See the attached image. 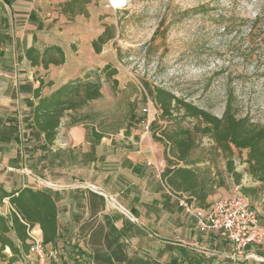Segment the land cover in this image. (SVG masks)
Returning a JSON list of instances; mask_svg holds the SVG:
<instances>
[{
	"label": "crops",
	"instance_id": "crops-1",
	"mask_svg": "<svg viewBox=\"0 0 264 264\" xmlns=\"http://www.w3.org/2000/svg\"><path fill=\"white\" fill-rule=\"evenodd\" d=\"M66 1L0 0V194L17 195L25 187L48 191L57 208L58 231L66 240L89 216L94 192L104 197L97 214H108L128 248L163 264H264L263 246L250 244L246 253L251 255L234 260L227 239L195 226L194 218L163 186L158 174L165 165L161 148L144 128L106 136L60 120L54 140H45L32 120L31 106L38 100L34 89L46 78L40 95L50 94L83 74L101 53L92 46L103 32L97 14L88 3L89 17L79 14L71 21L63 12ZM50 45L61 47L64 63L46 69L31 66L25 49L34 46L42 52ZM48 81L52 84L44 85ZM176 193L207 207L227 190L214 185L204 204L186 191ZM12 209L10 196L2 197L0 214L7 216ZM31 231L43 238L39 223ZM8 236L18 243L12 229ZM26 258L31 264L27 254L12 264H23ZM0 264L8 260L0 259Z\"/></svg>",
	"mask_w": 264,
	"mask_h": 264
},
{
	"label": "rangeland",
	"instance_id": "rangeland-1",
	"mask_svg": "<svg viewBox=\"0 0 264 264\" xmlns=\"http://www.w3.org/2000/svg\"><path fill=\"white\" fill-rule=\"evenodd\" d=\"M89 4L103 31L109 26L113 35L86 69L100 77L102 96L65 110L60 120L109 136L129 128L143 129L142 120L149 119L151 137H160L152 139L161 148L163 169L184 165L176 158L177 146L169 136L182 138L190 132L193 147L186 166L212 186L222 180L226 195L240 190V185L260 188L250 202L264 220V185L247 172V150L233 148L231 160L241 173L237 185L226 169L227 158L204 134L200 119L175 109L172 116L163 117L151 95L146 102L143 99L145 89L161 88L217 117L230 99L238 116L264 125V17L255 20L259 12L264 13V0H125L115 9L108 0ZM106 64L116 70L109 78L101 71ZM161 130L168 136L161 135ZM162 180L177 192L167 177ZM63 241L59 230L56 241L48 243L54 251L51 264H90L78 254V249H87L82 234H71L65 246ZM4 252L10 256L7 248ZM23 264L30 261L26 258Z\"/></svg>",
	"mask_w": 264,
	"mask_h": 264
},
{
	"label": "trees",
	"instance_id": "trees-1",
	"mask_svg": "<svg viewBox=\"0 0 264 264\" xmlns=\"http://www.w3.org/2000/svg\"><path fill=\"white\" fill-rule=\"evenodd\" d=\"M90 1L67 0L63 5V12L71 21L79 14L88 17L89 11L86 5ZM263 17L264 13L259 12L255 20L258 21ZM112 37L109 26H106L104 31L92 41L94 51L100 53L102 45ZM25 57L31 66L42 65L45 69L49 64L61 65L65 61L63 50L57 45L46 46L42 52L36 47L30 46L25 49ZM110 67L109 64H106L101 69V71H105L106 78L116 72L115 69L109 70ZM113 81L116 83V79ZM51 84V81L47 82V85ZM42 87L43 81L40 80V85L33 92L34 97L38 100L32 104L31 112L34 125L43 133L48 143L54 140L60 118L65 110L76 108L88 100L102 96L100 77L93 76L88 70H85L83 78L68 80L48 95H40ZM149 95L159 106L163 117L172 116L173 109L177 112L182 110L183 116L198 118L205 124L202 129L204 134L215 142L217 148L227 158L226 169L237 185L241 184V173L235 170L231 160L233 148L246 149L247 172L253 180L264 185V125L250 122L245 116H238L231 107L230 99L226 102L222 115L217 117L161 88L145 89L143 96L145 102ZM161 135L168 136V132L161 130ZM152 137L160 139L156 134H152ZM169 139L177 146L176 158L183 161L184 165H174L172 168L166 166L161 172V177H167L175 191H186L195 198L198 204H204L205 196L213 190V186L205 177H200L197 172L186 166L188 164L186 157L191 153L193 147L190 132L184 134L182 138L169 136ZM221 185H223L222 180L215 186ZM259 190L260 188L257 186L240 185V191L251 200L256 199ZM14 193L0 194V201L2 197L10 196L13 206L7 216L0 214V259L8 260V264L18 260L22 254H27L29 249L28 231L35 223H39L42 228V240L45 244L54 243L58 237L57 208L50 193L46 190H34L29 187L17 191V195ZM103 207L104 197L90 192L89 216L78 229V232L86 239L87 249H78L79 257L84 258L90 264H163L138 250H130L108 214H101L102 220L98 219L97 213ZM11 229L15 232L18 243L8 236ZM66 243L69 241L64 238L63 246ZM6 247L12 253L9 257L4 253Z\"/></svg>",
	"mask_w": 264,
	"mask_h": 264
},
{
	"label": "built area",
	"instance_id": "built-area-1",
	"mask_svg": "<svg viewBox=\"0 0 264 264\" xmlns=\"http://www.w3.org/2000/svg\"><path fill=\"white\" fill-rule=\"evenodd\" d=\"M108 3L113 9L117 7L113 0H108ZM142 110L147 112L148 108L144 107ZM150 121L143 120V127L147 131ZM161 172L158 171L159 176ZM163 186L177 200L184 212L194 218L195 226L200 231L217 232L229 241L230 255L234 260L250 256L251 254L246 253V248L250 244L264 247V224L261 223L259 212L239 189L214 199L207 207H202L190 197L170 191L165 183ZM28 234L27 257L31 264H51V258L54 257L53 249L42 239H37L31 230Z\"/></svg>",
	"mask_w": 264,
	"mask_h": 264
},
{
	"label": "bare ground",
	"instance_id": "bare-ground-1",
	"mask_svg": "<svg viewBox=\"0 0 264 264\" xmlns=\"http://www.w3.org/2000/svg\"><path fill=\"white\" fill-rule=\"evenodd\" d=\"M113 2L116 6H121L124 4L125 0H113Z\"/></svg>",
	"mask_w": 264,
	"mask_h": 264
}]
</instances>
